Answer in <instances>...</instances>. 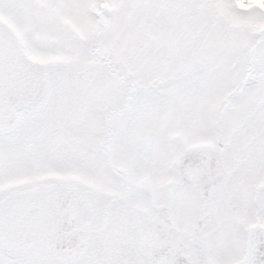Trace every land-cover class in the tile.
Wrapping results in <instances>:
<instances>
[{"label": "snow or ice", "instance_id": "obj_1", "mask_svg": "<svg viewBox=\"0 0 264 264\" xmlns=\"http://www.w3.org/2000/svg\"><path fill=\"white\" fill-rule=\"evenodd\" d=\"M0 264H264V0H0Z\"/></svg>", "mask_w": 264, "mask_h": 264}]
</instances>
